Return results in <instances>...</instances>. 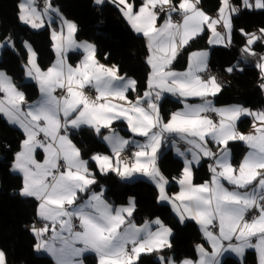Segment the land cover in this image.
I'll list each match as a JSON object with an SVG mask.
<instances>
[{"label":"snow or ice","instance_id":"6c2138e0","mask_svg":"<svg viewBox=\"0 0 264 264\" xmlns=\"http://www.w3.org/2000/svg\"><path fill=\"white\" fill-rule=\"evenodd\" d=\"M103 0H95L101 4ZM35 0H25L19 5V19L32 28L43 27L41 13L34 7ZM132 29L147 38L149 56L147 63L151 67L148 77V90L135 101L128 99L126 93L136 91V81L118 75V68L105 67L95 59L94 45L79 44L74 39L76 25L64 20L66 33L53 32V47L57 52V61L43 71L35 62V53L29 48V60L26 74L35 79L42 98L36 104H25L24 94L17 90L11 78L0 72V113L12 124L18 125L25 134L21 151L16 153L12 168L23 175L21 195L35 197L39 201L37 215L43 221H49L42 228L33 226L32 231L39 243L36 248L51 253L57 264H82L78 258L85 252H94L99 264H138L141 253L160 252L171 248L168 237L171 229L158 219L157 231H151L146 222L136 227L128 221L135 210L130 199L128 207L113 209L103 199V193L92 192L82 204L78 203V193H87L96 180L89 172L87 161L81 159L78 148L67 137L69 126L79 128L88 125L100 134L102 128L110 129L113 121L124 119L129 130L145 138L144 143H135L137 150L130 162L121 160V153L132 142L123 139L114 131L104 136L112 147V157L94 155L102 173L115 172L122 179L142 174L153 181L158 189V201L172 204L181 222L186 217L200 224L205 236L213 246L212 257L198 247L201 253L199 264H218L214 257L223 250L222 240L238 241L229 248L242 255L244 250L254 247L259 254V264H264V111L253 112L240 105L225 108L213 106L209 96L221 91V84L215 76L202 79L199 73L207 70V52L193 53L189 57L188 70L176 72L171 65L178 52L197 36L207 25L213 37L210 43H225V37L216 31V25L223 22L228 33L227 44L231 43V15L239 11L230 0H221L218 18L209 17L197 7L200 0H180L178 6L173 0H144L136 11L129 0H113ZM246 8L264 9V0H243ZM45 9H51L46 3ZM179 13L182 22H173L172 13ZM160 13H166L164 24L157 27ZM246 44L242 53L255 55L252 46L264 40V28L260 35L246 33ZM8 43H12L7 38ZM226 44V46H227ZM74 48H83L86 55L75 68L67 63L64 53ZM260 69L259 87L264 90V56L256 65ZM235 66L226 69L231 73ZM95 89V99L86 95L84 89ZM63 90V95L54 93ZM179 97H200L203 103L185 104L183 110L171 114L165 122L156 101L163 93ZM123 101L118 104L114 101ZM146 105V107H145ZM208 113L219 117L214 121ZM241 116L253 118L254 134L243 135L236 131V122ZM259 122V126L257 125ZM64 134L61 135V130ZM44 139H38L39 134ZM165 134H176L191 147L192 161L185 160L181 177L178 179L180 192L169 196L165 191L167 179L157 166V150L165 139ZM243 141L249 148L248 153L239 163L238 168L230 162V141ZM214 142L217 151L209 147ZM42 148L45 153L43 163L38 162L34 153ZM183 155V153H180ZM215 161L209 165L212 173L210 180L195 185L192 180V162H199L201 157ZM62 161V163H61ZM227 181L233 188L225 187ZM179 202V203H177ZM249 212H258L251 220L246 219ZM79 221L80 231H75L73 221ZM218 223L219 235L209 231V226ZM58 226V230H57ZM123 226V227H122ZM52 231L51 241L44 235ZM68 233L65 237L62 234ZM255 238V244L252 243ZM54 241L60 242L56 247ZM82 247H77V244ZM131 245L129 250L128 246ZM161 264H176L171 257H160ZM0 264H6L5 254L0 251ZM179 264H192L189 260Z\"/></svg>","mask_w":264,"mask_h":264},{"label":"trees","instance_id":"16d2710c","mask_svg":"<svg viewBox=\"0 0 264 264\" xmlns=\"http://www.w3.org/2000/svg\"><path fill=\"white\" fill-rule=\"evenodd\" d=\"M180 0H173L177 6ZM239 11L231 16V43L226 47H212L209 49V68L224 79L221 91L214 96L217 105L236 104L257 110L264 107V91L259 87L262 82L260 69L256 67L260 57L264 56V40L257 41L252 49L255 55L242 53L246 44V33L260 35L264 28V9H242L241 0H231ZM52 7L58 9L66 20L76 25L75 40L93 43L96 60L104 65H115L118 74L131 77L136 81V93L142 94L147 90L149 66L147 63L148 48L145 38L136 34L125 20L120 7L110 1L96 5L94 0H49ZM137 10L144 0H129ZM20 0H0V42L7 38L14 41L13 49L5 47L0 55V69L10 76L15 87L25 97V103L38 98V87L34 83L25 81L24 65L28 60V52L24 43H29L36 54L37 63L41 69H47L54 61L52 49L51 29L57 28L54 22L51 27L34 30L19 19ZM201 8L210 16L216 14L221 7V0H200ZM166 13H160L161 22ZM208 30L191 40L173 61L171 68L183 70L191 52L208 49ZM72 65L81 60L80 53H71L67 57ZM235 66L231 73L226 69ZM133 93V92H132ZM131 95V93L129 94ZM180 104L164 97L159 102L160 113L166 118L170 111L179 108ZM251 126L250 118H242L238 123L241 132ZM117 131L124 137L131 134L124 129V123L115 122L110 129H103L100 134ZM99 134L90 127L69 130L68 138L80 150L81 158L88 163L89 172L95 178V185L91 190L104 189L103 196L112 206L125 205L129 198H134L135 210L132 222L139 225L145 221L159 219L171 229V248H164L160 252L143 254L138 264H161L159 258L171 257L175 262L182 259H195L196 246L203 244L204 239L200 229L193 221L181 223L172 213L167 204L158 202L156 186L144 179L125 182L115 172L102 173L98 170L93 155H107L108 146L99 140ZM24 134L18 128L8 124L0 115V250L4 252L6 264H54L44 255L35 251L36 237L26 229V225L36 220L37 201L32 198H22L19 189L23 180L19 174L11 172L12 161L21 147ZM169 139L161 148L157 166L161 173L169 180L167 192H175L178 179L182 175L183 161L175 157L167 148ZM216 148V147H215ZM231 161L238 166L245 153V146L239 141H230ZM210 173L206 163L193 168L194 183L201 184L209 179ZM84 264H97L93 254L83 257ZM222 264H256L253 253H249L244 262L227 257Z\"/></svg>","mask_w":264,"mask_h":264},{"label":"crops","instance_id":"0c3cea01","mask_svg":"<svg viewBox=\"0 0 264 264\" xmlns=\"http://www.w3.org/2000/svg\"><path fill=\"white\" fill-rule=\"evenodd\" d=\"M24 1L25 0H20V3H19V5L21 4V3H24ZM105 1H110V2H112L113 3V0H103V2L101 3V4H97V3H95V0H94V3L96 4V5H102L103 3H105ZM230 2H231V5H232V1L230 0ZM179 3H180V1L178 2V4H177V6L179 5ZM242 0H241V3H240V6H242ZM249 3H251V4H253L254 5V3H255V0H250V2ZM114 4H118V3H114ZM34 6H35V3H34ZM36 7V6H35ZM120 7H122V6H120ZM197 7L198 8H200L201 10H203L202 8H201V6H200V3L197 5ZM140 8V7H139ZM139 8L136 10V11H138L139 10ZM242 8V7H241ZM19 9H20V7H19ZM57 10V9H56ZM38 11V10H37ZM58 11V10H57ZM204 11V10H203ZM20 12H21V10H20ZM39 12V11H38ZM59 12V11H58ZM205 12V11H204ZM206 13V12H205ZM207 14V13H206ZM49 16L48 17H46L45 18V16H42V20H43V25L46 27V26H50L51 27V25L54 23V22H56L57 23V28L55 29H51V37H52V34H53V32H56L57 34H59L61 31H64L65 33H66V28H64V26H63V21L64 20H66L65 18H63L62 17V15L60 14V12L59 13H56L55 12V10H52V12L50 13V14H48ZM123 15V14H122ZM172 16L173 15H178V16H180V20L177 22V23H180V22H182V17H181V15L179 14V13H176V12H174V13H172L171 14ZM208 15V14H207ZM19 16H20V13H19ZM124 16V15H123ZM209 17H211V18H213V19H216V18H218V12L216 13V15H213V16H210V15H208ZM125 18V17H124ZM158 18H159V16H158ZM167 19V15L165 16V18L161 21V22H158V19H157V22H156V26L157 27H159V26H161L162 24H164V22H165V20ZM126 20V19H125ZM21 21V20H20ZM66 21H68V20H66ZM127 21V20H126ZM22 22V21H21ZM70 22V21H69ZM23 23V22H22ZM72 23V22H71ZM127 23H128V21H127ZM25 24V23H24ZM74 24V23H73ZM129 24V23H128ZM26 25H28L29 27H31L29 24H26ZM129 26L131 27V25L129 24ZM207 28V30H208V45H209V48L208 49H204V50H199V51H193V52H191L190 53V55H189V57L193 54V53H200V52H207V61H206V63H207V70L205 71V72H203V73H199V75L202 77V79H207L209 76H215V75H212V74H209L208 72H209V64H208V59H209V49H211L212 47H221L220 45H222V44H224L225 46H222V47H226V44H227V35H226V31H225V28L223 27V22H221L220 24H217L216 25V31L218 32V33H220L222 36H224L225 37V43H210L209 41H210V39L213 37V33H212V31L211 30H209V28L207 27V25H204L203 26V30L204 29H206ZM131 29H132V27H131ZM35 30V29H34ZM133 30V29H132ZM203 30L197 35V36H199L202 32H203ZM134 31V30H133ZM135 32V31H134ZM136 34H139V35H142L141 33H137V32H135ZM143 36V35H142ZM197 36H195L194 38H196ZM144 37V36H143ZM145 38V37H144ZM193 38V39H194ZM74 39H75V34H74ZM193 39H191V40H193ZM190 40V41H191ZM145 41H146V45H147V48H148V42H147V38H145ZM189 41V42H190ZM77 43H79V44H83V43H85L84 41H76ZM188 42V43H189ZM53 44H54V41H53V38H52V49H55L54 47H53ZM187 45V44H186ZM185 45V46H186ZM9 47V43H5V42H0V55H1V52L3 51V49L5 48V47ZM184 46V47H185ZM227 46H228V44H227ZM183 47V48H184ZM182 48V49H183ZM182 49H180V51L178 52V54H177V57L179 56V54L181 53V51H182ZM54 51V50H53ZM71 53H80L81 54V60L77 63V64H74V65H72V64H70L69 62H68V59H67V57H68V55L69 54H71ZM149 49H148V56H149ZM85 55H86V53H85V51H84V49L83 48H74V49H70L69 51H67L66 53H64V56H65V58H66V61H67V63L68 64H70L72 67H76L77 65H79L80 63H81V61H83L84 60V58H85ZM57 56V54H55V57H54V62L53 63H55L56 61H57V59H58V56ZM176 57V58H177ZM189 57H188V60H187V63H186V66H185V68L183 69V70H177V69H174V68H171V70H173V71H176V72H185V71H187L188 70V66H189ZM95 59H96V54H95ZM147 59H148V57H147ZM53 63H52V65H53ZM99 64H102V63H100V62H98ZM104 65V64H103ZM105 67H112L113 65H104ZM148 66H149V74H150V72H151V67H150V65L148 64ZM171 67V66H170ZM0 72H3L7 77H9L10 78V76L9 75H7L6 74V72L5 71H3V70H1L0 69ZM119 75V74H118ZM148 77H149V75H148ZM216 77V76H215ZM126 79H132L131 77H125ZM217 79V78H216ZM12 81V80H11ZM147 82H148V80H147ZM217 82L218 83H220V81L217 79ZM13 83V82H12ZM221 84V83H220ZM147 90H148V88H147ZM146 90V91H147ZM39 91V90H38ZM264 91V90H263ZM133 92V93H132ZM131 93V95H129ZM143 94L144 93H142V94H137L135 91H129L128 93H126V95L128 96V99L129 100H131V101H135L136 100V98H137V96H143ZM38 96H39V94H38ZM0 97H3V93H0ZM162 97H168V98H170L171 100H173V101H176V102H178L179 104H180V106H179V108H177V109H174V110H172V111H170V113L168 114V116L166 117V118H164L163 120L165 121V122H167L168 121V119H170V117H171V114L172 113H174V112H177V111H180V110H183V108H184V105L187 103V104H190V105H198V104H201V103H203V100L200 98V97H186V98H184V97H179L178 95H173V94H171V93H167V92H165V93H163L162 95H161V98ZM90 98H93V99H95V97H90ZM208 99L209 100H211V102H212V104H213V106L214 107H216V108H225V107H229V106H232V105H236V104H231V105H217V104H215V102H214V96H209L208 97ZM39 100H38V98L37 99H35L34 101H32V102H30V103H25L22 107H23V110H25V111H27V109H28V106L29 105H33V104H36L37 102H38ZM115 103H118V104H124V102L123 101H119V100H117V101H114ZM159 102H160V100L159 101H156V103L158 104V106H159ZM145 107H146V105H145ZM244 108H247V107H244ZM247 109H250V108H247ZM251 111H253V112H260V110L259 109H257V110H253V109H250ZM214 115H215V118H216V120H214V121H217L218 122V120H219V117H217L216 116V114L215 113H213ZM0 115L8 122V124H10L11 126H13V127H16V128H18L19 130H21L22 132H23V129H21L18 125H16V124H12V123H10L9 121H8V119H7V117L6 116H4L2 113H0ZM245 117H247V118H250L251 119V126H250V128L247 130V131H245V132H241V131H239V129H238V123H239V121L242 119V118H245ZM115 122H122V123H124V129H126L130 134H131V136L130 137H124V136H122L119 132H117V131H114L117 135H119L120 137H122L123 139H126V140H129V141H131L132 143L130 144V145H128V146H126V148H125V150L121 153V154H123V156H125L127 159H129V162H130V160L132 159V155H133V153L137 150V148L135 147V143L136 142H139V143H144L145 142V138L144 137H141V136H137V135H135L134 133H132L130 130H129V128H128V125H127V121L126 120H124V119H120V120H115V121H113V123H115ZM112 123V124H113ZM253 123H254V121H253V118L251 117V116H241L240 117V119L236 122V131L238 132V133H240V134H243V135H251V134H254V128H253ZM257 125L259 126V122H257ZM82 127H90V126H88V125H81L80 127H79V129L80 128H82ZM91 128V127H90ZM93 129V128H92ZM103 129H106V128H102L101 129V131L103 130ZM69 130H77V128H72L71 126H69V128H68V131H67V137H68V133H69ZM23 134H24V132H23ZM64 134V130L62 129L61 130V135H63ZM111 134V131L110 132H107V133H103V134H99V136H98V138H100L101 137V139L104 141V143L106 144V145H108V148L110 149V153L109 154H107V155H103V156H109V157H112L113 158V161L115 160V157H114V155H113V151H112V147H111V145L109 144V142L108 141H106L105 139H104V136H108V135H110ZM38 137H41V138H38V139H41V140H43L44 139V137H43V134L41 133V134H39V136ZM26 137H25V134H24V139H25ZM23 139V140H24ZM69 139V138H68ZM167 139H169V142L167 143V144H170L169 146L167 145V148H170L171 149V151H172V153H173V155L175 156V157H178V158H180L182 161H183V168H184V166H185V160L187 159L188 161H192V153H191V151H189V148L191 147L189 144H187V142L186 141H184V140H182V139H180V137L179 136H177L176 134H165V139H163L162 140V142H161V146L159 147V149L157 150V160H158V155H159V152H160V150H161V148L166 144V141H167ZM70 140V139H69ZM236 141H239V140H236ZM241 144H243L244 146H245V148H246V150H245V153H244V155H243V157L241 158V161L243 160V158H244V156L248 153V151H249V148H248V146L243 142V141H239ZM22 144V143H21ZM209 147L213 150V151H217V146H216V144L214 143V142H210L209 143ZM216 147V148H215ZM19 151H21V147H20V149H19ZM18 151V152H19ZM231 152V151H230ZM180 153H183V155H180ZM34 155L36 156V159L38 160V162H40V163H43V161H44V158H45V153H44V151H43V149L42 148H40V149H37V151H36V153H34ZM97 155V154H96ZM16 156V155H15ZM94 156V155H93ZM92 158V157H91ZM82 159V158H81ZM14 160H15V157H14V159H13V161H12V164H11V167H10V170H11V172L12 173H14V174H19V175H21L22 176V180H23V175H22V173H20L19 171H14L13 170V168H12V165H13V162H14ZM83 160V159H82ZM85 161V160H84ZM94 161V160H93ZM240 161V162H241ZM95 162V164H96V166H97V163H96V161H94ZM157 162V161H156ZM206 163V165H207V167H208V170H209V165H212V164H214L215 163V161L214 160H212V159H210V158H208V157H201V159H200V161L199 162H192L191 163V169H192V171H193V168H195V167H198L199 165H201L202 163ZM230 162L232 163V161H231V156H230ZM61 163H62V161H61ZM88 164V163H87ZM233 164V163H232ZM234 166V165H233ZM239 166V165H238ZM238 166H234V167H237L238 168ZM97 168H98V170L101 172V170H100V168L97 166ZM89 169V168H88ZM209 173H210V176H209V179L208 180H210L211 179V177H212V173L210 172V170H209ZM166 178V177H165ZM128 179H144V180H147V181H151L148 177H145V176H143L142 174H139V173H134L133 174V176L132 177H130V178H128ZM167 179V178H166ZM193 180V179H192ZM207 180V181H208ZM167 181H168V183H169V180L167 179ZM151 183H153L152 181H151ZM168 183L165 185V191H166V193L169 195V196H174V195H176V194H178L179 192H180V188H181V186H180V184L178 183V188H177V190L175 191V192H173V193H171V194H169L168 192H167V186H168ZM193 183H194V181H193ZM222 183H224V185H225V187H227V188H229L230 190L233 188V186L232 185H230V184H228L227 183V181H222ZM154 185H155V183H153ZM195 185H200V184H196V183H194ZM201 184H203V183H201ZM156 186V185H155ZM22 187H23V184H22ZM22 187L19 189V195L22 197V198H32V199H35V197H29V196H23V195H21V189H22ZM157 188V187H156ZM158 190V189H157ZM92 192H96V193H103L104 192V189H101L100 191H96V190H91L90 189V191L89 192H87V193H78V203H83L85 200H87L88 199V196H90L91 194H92ZM158 194H159V192H158ZM103 199H104V201L108 204V205H110L113 209H116V208H120V207H128L129 206V200L131 199H128V203L127 204H125V205H121V206H112L110 203H108L107 201H106V199L104 198V196H103ZM36 200V199H35ZM132 201H133V203H134V200L133 199H131ZM37 201V200H36ZM158 202H160V203H162V204H167L170 208H171V210H172V213L175 215V217L181 222V220H180V217L177 215V213H176V211H174V209H173V207H172V204H170L169 202H167V201H158ZM39 201H37V206H36V220H39V221H43V220H41V218L37 215V212H38V207H39ZM177 203H179V202H177ZM248 214V213H247ZM246 214V215H247ZM133 215V214H132ZM157 220V218L156 219H153V220H150V221H145V222H143V223H141V224H139V225H136V224H134L133 222H132V216L130 217V218H128V221L131 223V224H134L136 227H142V226H144L145 225V223L147 222L148 223V225H149V228H150V230L151 231H157L158 230V228H159V225H157V224H155V223H153V221H156ZM159 220V219H158ZM160 222H161V220H159ZM186 221H193V222H195L196 224H197V226H198V228L200 229V232H201V235H202V237H203V239H204V243L203 244H198L197 246H199L200 248H202L203 249V251L205 252V253H207L208 254V257H212V254H213V246H212V243L209 241V239L205 236V234H204V232L202 231V229H201V226H200V224H198L194 219H191V218H189V217H186L185 218V220L183 221V222H181V223H184V222H186ZM162 223V222H161ZM163 224V223H162ZM214 224L217 226V231H216V233H213L214 235H219V227H218V223L217 222H214ZM164 225V224H163ZM165 226V225H164ZM123 227V226H122ZM165 227H167V226H165ZM168 228V227H167ZM57 230H58V227H57ZM80 231V230H79ZM210 231V230H209ZM33 234H34V232H32ZM35 235V234H34ZM63 236H67L68 235V233H63L62 234ZM171 236V235H170ZM170 236L168 237V239H169V242H170ZM35 237H36V235H35ZM51 238H52V231H51V234H50V237L49 238H44L45 240H49V241H51ZM255 238H253V240H252V243L253 244H255ZM39 243V241L37 240V237H36V245ZM54 244H55V246L56 247H60V242L59 241H54L53 242ZM239 242L238 241H236L234 238L231 240V241H227V240H222L221 241V244L223 245V250H221L215 257H214V259L218 262V264H222V262H223V260L225 259V258H227V257H230V258H233V259H235V260H237L238 262H241V263H243L244 262V259L246 258V256L251 252V253H253L254 254V256H255V259H256V264H259V254H258V252H257V250L254 248V247H249V248H246L245 250H244V252H243V254L242 255H238L236 252H234V251H232L228 246H229V244H231V245H237ZM77 247H82V245L81 244H77L76 245ZM129 246H131V245H129ZM196 246V257H195V259H182L181 261H183V260H189V261H191L192 262V264H199V261H200V259H201V253H200V251L198 250V247ZM132 247V246H131ZM1 251V250H0ZM35 251H36V253L38 254V255H44V256H47V257H49L52 261H53V263L54 264H57V261H56V258L51 254V253H49L48 251H46L45 249H37L36 248V246H35ZM86 254H93L94 256H95V258H96V263L97 264H99V258L97 257V255L94 253V252H91V251H89V252H85L84 254H83V256L82 257H80V258H78L79 260H81L82 261V264H84L83 263V257H84V255H86ZM143 254H147V252H144V253H141L140 254V256L141 255H143ZM243 261V262H242ZM180 262V261H179ZM179 262H176V264H179Z\"/></svg>","mask_w":264,"mask_h":264},{"label":"built area","instance_id":"2783aa9c","mask_svg":"<svg viewBox=\"0 0 264 264\" xmlns=\"http://www.w3.org/2000/svg\"><path fill=\"white\" fill-rule=\"evenodd\" d=\"M35 6H36V9L39 11V12H43L45 10V0H35ZM235 8L239 9L238 6H234ZM172 19H173V22H178L180 20V16L178 15H173L172 16ZM209 74H212V75H217L215 72H213L212 70H209L208 72ZM220 83L223 84L224 81L220 80ZM86 95H88L89 97H95L96 93H95V89L94 88H91V87H86L84 89ZM54 95H57V96H60V95H63V90L61 89H57V91L55 92ZM264 108H261V110H263ZM208 115L210 116V118H212L213 120H216L215 118V115L213 113H208ZM38 138H41V137H38ZM254 215H258V212H249L247 215H246V219L248 220H251L253 218ZM74 225H75V228L74 230L75 231H79L81 230L79 228V221L78 220H75L73 221ZM45 224H49L50 228H51V225H50V222L49 221H39V220H33L31 222H29L27 225H26V229H28L29 231L33 232L32 229H33V226H35L36 228H42ZM58 227V226H57ZM209 230L213 233H216L217 231V226H212L210 225L209 226ZM50 234H51V230H49L47 233H45L44 235V238H49L50 237ZM129 250L131 249V246H128Z\"/></svg>","mask_w":264,"mask_h":264},{"label":"rangeland","instance_id":"374dc122","mask_svg":"<svg viewBox=\"0 0 264 264\" xmlns=\"http://www.w3.org/2000/svg\"><path fill=\"white\" fill-rule=\"evenodd\" d=\"M25 2V1H24ZM242 2H243V0H242ZM249 2H250V0H249ZM46 3H50L49 2V0H45V5H46ZM231 3V2H230ZM51 5V4H50ZM118 5V4H117ZM34 6V5H33ZM232 6H233V3H232ZM35 7V6H34ZM120 7V6H119ZM234 7V6H233ZM242 9H244V8H246V7H244L243 6V3H242ZM249 9H256L254 6L252 7V8H249ZM52 10H55V12L56 13H59L57 10H56V8H54V7H52L51 6V9H48V10H44L43 12H39V13H41V16H45V18L46 17H48L49 15L48 14H50L51 12H52ZM237 13V12H236ZM236 13H233L232 15H234V14H236ZM214 15H216V14H214ZM231 15V16H232ZM45 26L43 25V27H40V28H32V29H35V30H41V29H43ZM226 31V30H225ZM226 35L228 36V33H227V31H226ZM12 41V43H9V47L10 48H12L13 49V47H14V41L13 40H11ZM7 42V41H6ZM5 42V43H6ZM8 43V42H7ZM85 43H87V44H91V45H93V43H89V42H85ZM30 46L31 47V50L35 53V51H34V49H33V47L29 44V43H27V42H25L24 43V46H25V49L27 50V52H28V60H29V48L27 47V46ZM221 47L222 46H225L224 44H222V45H220ZM54 50V54H57V52H56V50L55 49H53ZM57 57V56H56ZM1 58V57H0ZM28 60H27V63L24 65V70H25V81L27 82V83H34L37 87H38V90H39V96H38V100L40 101V99L42 98V94H41V92H40V88H39V84H38V82L35 80V79H33V78H31L30 76H28L27 74H26V65L28 64ZM35 62H36V64L38 65V63H37V58H36V54H35ZM54 62V61H53ZM54 64V63H53ZM39 66V65H38ZM52 66V64L49 66V67H51ZM48 67V68H49ZM47 68V69H48ZM47 69H42L43 71H47ZM210 69V68H209ZM211 70V69H210ZM216 76V78L220 81V80H222V81H224V79L223 78H221L219 75H215ZM133 80V79H132ZM18 90V89H17ZM18 91H20V90H18ZM21 92V91H20ZM55 94V93H54ZM164 97H162L161 99H160V101L163 99ZM93 99V98H92ZM159 107V106H158ZM160 108V107H159ZM261 108H264V107H261ZM261 108H259V110L260 111H264V109L263 110H261ZM161 114V113H160ZM161 117H162V119H164L163 118V115H161ZM16 128V127H15ZM77 129H79V128H77ZM99 140L100 141H102L103 143H104V141L101 139V137L99 138ZM108 146V145H107ZM121 160H124V161H126V162H129V159H127L125 156H123V154H121ZM123 181H125V182H133V181H136L137 179H122ZM151 182V181H150ZM153 182V181H152ZM154 183V182H153ZM168 185H169V183H168ZM130 199V198H129ZM131 199H133L134 200V198H131ZM128 203V202H127ZM159 260H160V258H159ZM161 261V260H160ZM243 262V261H242Z\"/></svg>","mask_w":264,"mask_h":264}]
</instances>
